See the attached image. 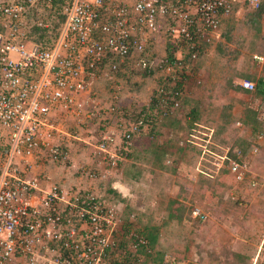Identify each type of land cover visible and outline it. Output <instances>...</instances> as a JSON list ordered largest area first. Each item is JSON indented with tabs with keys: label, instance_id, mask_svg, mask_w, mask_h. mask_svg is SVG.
<instances>
[{
	"label": "built area",
	"instance_id": "1",
	"mask_svg": "<svg viewBox=\"0 0 264 264\" xmlns=\"http://www.w3.org/2000/svg\"><path fill=\"white\" fill-rule=\"evenodd\" d=\"M53 2L0 3V264H114L126 251L134 255L148 246L146 237L125 233L122 210L96 190L66 188L44 169L70 165L80 181H106L133 138L150 126L124 113L120 75L155 77L142 108L154 106L161 121L172 117L182 105L184 76L218 38L222 21L236 9L256 11L264 0H66L58 37L36 40L51 26ZM160 40L174 57L151 56L150 44ZM251 63L263 69L264 53L253 54ZM100 80L110 90L106 107L92 89ZM239 87L257 90L248 78ZM255 111L264 122V104ZM64 118L76 135L61 137ZM69 140L88 149L89 163L72 164ZM241 158L240 152L237 160L225 155L214 165L228 161L230 175L242 183L248 169ZM192 216L207 218L197 208Z\"/></svg>",
	"mask_w": 264,
	"mask_h": 264
},
{
	"label": "trees",
	"instance_id": "2",
	"mask_svg": "<svg viewBox=\"0 0 264 264\" xmlns=\"http://www.w3.org/2000/svg\"><path fill=\"white\" fill-rule=\"evenodd\" d=\"M66 0H54L53 11L50 17V28L40 30L39 36L36 40H45L47 43H51L58 37L61 25L64 22V16L60 12V7ZM264 14V2L260 8L256 11L248 12L241 24L246 29L243 38H234L230 34L226 35V41L233 43L238 49L250 53H261L264 48V33L262 30L261 18ZM48 31L51 33L48 34ZM210 45H206L200 52L199 57L203 52L209 48ZM168 45L166 53L170 57H174V52ZM114 62H118L115 60ZM227 64L228 74L224 79V82L216 87V92L222 97L221 107H208L204 110L199 109L194 101L188 100L186 103L189 106V122L186 127L187 137L185 139V146L179 150L182 155V160L187 167L188 174L197 175L200 180L208 182L209 174L213 177L220 178V175L229 176L230 173L227 168L215 172V167L212 164L211 155L222 156L226 154V157L230 160H237V151L247 159L252 165L262 169L264 171V122L258 120L257 112L255 109L245 107L242 112L236 115L233 112V106L235 100L230 92L246 93L242 88L234 85V80H241L249 78L256 80V76H247L242 73H238L235 70L234 65ZM193 70V69H192ZM262 75H264V68ZM186 78V76H184ZM137 88L141 84H136ZM182 88V85H179ZM264 100V85L261 81V77L257 79V90ZM154 107V106H152ZM146 111L144 108L140 109L136 114L132 116L128 115L129 120L143 121L153 124L157 119V113L154 112V108ZM153 111V112H152ZM125 114H129L126 111ZM153 114V115H150ZM156 114V115H155ZM152 116V117H151ZM112 116H109L104 121L109 123ZM240 123L241 126H238ZM142 133V132H141ZM140 133V134H141ZM211 135L208 137V134ZM209 140L208 144L205 141ZM206 147L204 148L203 146ZM208 152L204 153V149ZM257 149L256 154L250 157V153L253 149ZM211 154V155H210ZM156 158V157H155ZM158 160V158H156ZM156 160V161H157ZM242 160V158L240 159ZM228 161L225 162L227 165ZM201 165V170H196ZM160 172L156 178V185L150 186V193L153 192L155 196L162 199L160 208L165 209V201L170 193L171 177L168 175L175 174V169L172 167H166L157 165ZM199 180V181H200ZM174 189L177 190L176 197L183 198V195H189L190 199H187L192 205L203 207L205 210H209L203 203V197L198 201H194L197 191L194 188V183L191 180L183 181L176 178L174 180ZM186 199V197H184ZM226 204L231 206L233 202L230 197H227ZM134 207V205H132ZM177 208H175L176 210ZM213 210V208H211ZM191 209L188 210L190 214ZM138 209L134 208L125 213V226L123 230H127L132 224L130 221L131 216L133 218L137 215ZM167 216L164 218L166 224L173 227L176 231L166 232L167 242L162 244L158 241L157 229H152L150 232H144L146 239L148 240V246L141 247L133 255L125 252L124 259L114 264H173L174 262H185V264H218L222 257V252L218 253L214 248L210 246L204 239L196 233L195 229H190L188 232H183L180 224L183 218H176L173 209L166 211ZM143 219V218H142ZM136 222H140V218H135ZM163 220L160 223H164ZM166 225V226H167ZM179 228V230H178ZM121 247L125 249L126 243L122 242ZM264 254V253H263ZM262 254V255H263ZM170 257V258H169ZM255 251L245 248H237L232 252L231 264H261L264 261L261 260V252L254 262Z\"/></svg>",
	"mask_w": 264,
	"mask_h": 264
},
{
	"label": "rangeland",
	"instance_id": "3",
	"mask_svg": "<svg viewBox=\"0 0 264 264\" xmlns=\"http://www.w3.org/2000/svg\"><path fill=\"white\" fill-rule=\"evenodd\" d=\"M2 1L4 0H0V3ZM240 30L244 32L246 29L244 26H240L238 27L237 33H240ZM262 53H264V51ZM262 53H250L242 49H238L233 43H228L221 37L215 39L214 43H212L211 46L207 48L203 55H201L199 58L197 62L198 69L195 68V70H191L192 72L190 71L188 75H186L183 95L186 96L190 94L192 96L194 95V97L198 99L204 100H212L214 96H217L219 99L218 106L221 107L222 97L218 92H216V87L224 82V79L228 74L226 63H231L230 60H232L233 63L231 65H234L235 70L238 73H242L247 76H256L257 79V77L262 74L263 69L259 70L251 63V56L253 54ZM241 55L244 57V63L239 65L238 57ZM120 76L119 85L121 87V103L125 108L122 106L121 107L124 112H131L132 109L134 111L133 114H136L138 111H140V109H143L142 104L149 95V91H151V84L155 83V81L157 82V79L154 77L155 79L153 78V80L149 81L148 77L136 72H128L126 74H121ZM242 80L243 79H235L234 85L239 87V83ZM136 84L141 85L139 88H137ZM102 88L103 90L107 89L110 91L108 85L103 83L101 80L94 83L92 88L93 92H96L98 99L100 100ZM232 92H230L231 96ZM132 97L134 99L138 98V103L137 100H133ZM205 107L208 108L209 106H198V108L202 110H204ZM242 109L244 108H238L236 110H239L241 113ZM179 113L182 116H185L187 114V108L182 105ZM133 114H131V116ZM157 120H159L158 117ZM58 123L61 137H65L66 134H77V130L73 127L72 122L68 118L59 119ZM238 126H241V124ZM69 143L72 146V164H83L82 162L86 160V156L84 154L87 153V148L81 146V143L75 142L74 140H71V142L69 140ZM205 150H207V148L204 149V153L208 151ZM254 150L257 151L256 148L253 149L250 153V157L256 154V152H253ZM225 155L226 154L222 156L211 155L215 172H219L220 170L226 168L225 163L220 169H217L214 165L215 162L221 161L220 157H224ZM242 161L246 163L248 169L244 182L237 183L232 176L230 178L225 175H220V178L214 180V184L216 185L213 187L215 196L211 197L210 202L204 204L210 209L205 210L203 207L197 205L193 208L199 209L207 216L205 222L199 221L200 223L197 225L202 226V231L207 230V232H203L206 238H204L205 241L209 243L210 246L218 253L222 252L223 255L218 264H231L232 252L234 249L237 250V248H245L248 250L253 249L255 251L254 262L256 261L259 252H261V260L264 261V171L255 165H252L243 156ZM52 167L59 169L56 171L62 170L63 174L66 173L68 175L70 174L71 176L74 174V169H72L70 165H56ZM75 175L72 177L76 178ZM76 181L80 180L77 179ZM251 182H254L255 186H252ZM65 187L76 188L75 186H72L71 183H68ZM227 197H230L231 201L233 202L231 206L226 204ZM175 203L177 202L175 201ZM146 205L147 209H151L149 206L151 203L147 202ZM211 208H213V210ZM143 213L144 210H139L134 218L131 216L130 221L132 225L127 228V230H124L125 233L128 230L134 229L139 234L143 235V227H141L139 222H136L135 220V218H140L141 220L144 215ZM159 214L160 212L158 215ZM158 218L159 220H157ZM158 218L153 220L156 223L162 225L160 223L161 218L159 216ZM143 220L145 222V218H143ZM147 223L148 225H151L148 221ZM208 233L211 234L208 236ZM182 264H185V262H182ZM261 264H264V262Z\"/></svg>",
	"mask_w": 264,
	"mask_h": 264
},
{
	"label": "crops",
	"instance_id": "4",
	"mask_svg": "<svg viewBox=\"0 0 264 264\" xmlns=\"http://www.w3.org/2000/svg\"><path fill=\"white\" fill-rule=\"evenodd\" d=\"M248 12L252 11L249 9H236L232 16L224 19L220 26L218 38L221 37L226 41L225 37L228 34H230V36L234 38H243L246 31L244 30V32H242V30H240V33H237V30L238 27H243L241 22L243 21L245 14H247ZM261 23L264 33V14L262 15ZM150 47L152 53L151 56L164 54L166 50V46L164 45V42L162 40L158 41L157 44L151 43ZM263 51L264 48L262 52ZM200 57H198L196 63L198 62ZM230 61L231 63H229L232 64L233 61ZM196 63L192 66L191 70H195V68H197L198 63ZM261 75H259L257 79L261 77ZM153 78L154 77H148L149 81L153 80ZM257 79L254 80L256 84ZM151 85L152 87H150V93L156 87V81ZM103 88L101 89V103L104 107H106L110 103V92L107 89L103 90ZM232 96H234L235 99L233 112L236 115L240 114L239 110H236L238 108L248 107L256 110L262 107V105L264 104V100L256 92L249 94L232 92ZM188 100L194 101L197 106L204 105L209 106L210 108L217 106V108H219V99L217 98V96H214L212 100H204L198 99L194 97V95L192 96L188 94L186 96L183 95V97L181 98L182 105L187 108V114L189 112V106L186 101ZM121 106L124 107L122 103ZM179 111H177L176 114H174L172 117H169L165 120H154L153 124H150L149 128H146L141 134L135 136L127 146L126 159L118 164L117 168L111 172L109 178L104 182L90 183L87 181H76L78 179L77 175L72 174V176L75 175L76 178H74L70 174H63L62 170L56 171L59 169L52 167V165H48L49 167H46L44 171L52 177L54 182L59 183L63 186H67L68 183H71V185L75 186L76 188H93L98 193H100L106 201L116 204L122 210L123 215L134 208L138 209V211L144 210L143 218H145V222L142 218L139 222L140 226L143 227V235L145 236L144 232L148 233L149 231L151 232L152 229H157L158 241L162 244L167 242L166 232L176 231V228L174 229L170 226V224L168 226L164 221V218L167 216L166 211H169L171 209H173L176 218H183L182 223L179 226L181 227V229L183 228V232H188L193 228L195 229L196 233L205 238L204 233L207 232V230L202 231V226L197 225L200 223L199 220L195 219L192 216V209L196 207V205H192L187 200L190 199L189 195L187 196L184 194L183 198L176 197L175 193L177 192V190L175 191L174 189V180L178 178L182 179L183 181H193L194 188L197 191L194 201H198L203 197V203L207 204L211 201V197L215 196L213 187L216 186L214 184V180H216V178L209 174L208 182H204V180H200L199 176L188 174L187 167L182 160V155L179 153V150L183 147H180L178 144L180 141L185 142L188 133L186 127L188 126V122L190 119L189 115L186 114L185 116H182ZM126 112L129 113L127 115L132 114V112L130 111ZM210 135L211 133L208 134V137ZM208 142L209 140H206L205 144L207 145ZM206 145L203 147H206ZM86 151L87 153L84 154L86 156V160L82 163L90 162L88 149ZM155 157L158 158V160ZM157 165L172 167L173 169H175V174L168 175L171 177V185L170 193L167 196L168 200L165 201V209L160 208L162 206L160 204V202H162V199L155 196L153 192L150 193V186L152 184L156 185V178L160 173H162L160 172ZM201 167L202 166L199 165L196 170H201ZM227 177L231 178V175ZM184 197H186V199ZM175 201L177 203H175ZM147 202L151 203V205H149L151 209H147ZM132 205H134V207H132ZM175 208L177 209L175 210ZM189 209H191L190 214H188ZM159 212L160 214L158 215ZM158 216L161 218V220L164 221V223H161L162 225L156 223L153 220H156ZM157 220H159V218ZM147 221L151 225H148ZM210 234L208 233V236ZM180 263L182 264V262ZM180 263L173 261V264Z\"/></svg>",
	"mask_w": 264,
	"mask_h": 264
}]
</instances>
